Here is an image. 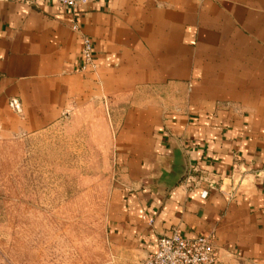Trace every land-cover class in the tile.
Returning a JSON list of instances; mask_svg holds the SVG:
<instances>
[{
    "label": "crops",
    "instance_id": "0c3cea01",
    "mask_svg": "<svg viewBox=\"0 0 264 264\" xmlns=\"http://www.w3.org/2000/svg\"><path fill=\"white\" fill-rule=\"evenodd\" d=\"M87 110L116 126L93 264H136L172 228L264 264V0H0V142Z\"/></svg>",
    "mask_w": 264,
    "mask_h": 264
},
{
    "label": "rangeland",
    "instance_id": "374dc122",
    "mask_svg": "<svg viewBox=\"0 0 264 264\" xmlns=\"http://www.w3.org/2000/svg\"><path fill=\"white\" fill-rule=\"evenodd\" d=\"M99 112L0 142V264H93L100 256L117 159L100 139L116 126L100 124Z\"/></svg>",
    "mask_w": 264,
    "mask_h": 264
},
{
    "label": "built area",
    "instance_id": "2783aa9c",
    "mask_svg": "<svg viewBox=\"0 0 264 264\" xmlns=\"http://www.w3.org/2000/svg\"><path fill=\"white\" fill-rule=\"evenodd\" d=\"M26 5H34L42 0H18ZM55 4L68 8L72 15L76 14L87 0H52ZM74 30H79L78 23L72 16ZM81 58L79 66L81 71L87 68H95L94 50L92 40L89 36L81 34ZM14 107L17 105L12 101ZM207 191L202 192L206 197ZM217 252L215 250L212 237L196 236L187 238L181 232L172 228L166 234L161 235L157 241V249L151 254H147L136 264H217Z\"/></svg>",
    "mask_w": 264,
    "mask_h": 264
}]
</instances>
